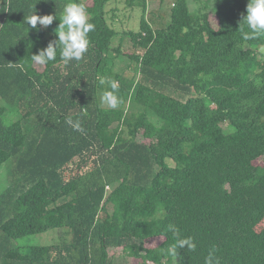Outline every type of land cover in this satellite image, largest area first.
Masks as SVG:
<instances>
[{
  "label": "trees",
  "instance_id": "1",
  "mask_svg": "<svg viewBox=\"0 0 264 264\" xmlns=\"http://www.w3.org/2000/svg\"><path fill=\"white\" fill-rule=\"evenodd\" d=\"M109 1L82 0L95 27L80 61L57 51L40 65L31 55L58 38L72 0H0V264H113L110 248L137 264H205L210 253L264 264V37L242 39L248 0H214L216 25L175 0L156 29L148 0H126L143 11L140 30L124 32L138 74L127 80L113 68ZM33 13L56 18L37 31ZM98 75L119 81L117 109L101 107ZM62 228L52 245L15 243ZM187 237L195 249L167 253Z\"/></svg>",
  "mask_w": 264,
  "mask_h": 264
},
{
  "label": "clouds",
  "instance_id": "2",
  "mask_svg": "<svg viewBox=\"0 0 264 264\" xmlns=\"http://www.w3.org/2000/svg\"><path fill=\"white\" fill-rule=\"evenodd\" d=\"M56 17L54 15H38L33 13L27 17V23L31 28L39 31L41 28H48ZM58 30L56 29L57 39L50 42L46 47L41 48L36 54L31 55V60L40 65L55 61L57 51L60 59L64 63L80 61L88 51L90 40L88 34L94 30V24L89 22L87 7L82 0H72L64 5L63 17L60 19ZM240 31L243 40H256L264 37V0H248L246 14L242 13ZM245 28L247 30H245ZM259 52L264 53V45L259 47ZM97 88L103 89L99 96L101 107L115 110L119 107L121 100L118 96L120 83L110 76H97ZM66 123L75 131L83 132L81 121L67 118ZM170 232L178 233L175 225H169ZM196 245L191 237L179 238L168 247L167 253L175 256L177 248L195 249ZM205 264H214L213 254L205 257ZM218 264V261H215Z\"/></svg>",
  "mask_w": 264,
  "mask_h": 264
},
{
  "label": "rangeland",
  "instance_id": "3",
  "mask_svg": "<svg viewBox=\"0 0 264 264\" xmlns=\"http://www.w3.org/2000/svg\"><path fill=\"white\" fill-rule=\"evenodd\" d=\"M87 4L91 5L92 0H83ZM175 0H148V12L146 14L147 19L156 29L161 25H166L170 22V11ZM191 11H206L210 13V20L214 25L217 23V18L213 14L214 0H188ZM106 18L109 24L115 28L119 34L113 39L112 47L119 48L121 53L113 51L114 56V70L125 74V79H129L131 75L138 77L135 73V63L132 62L127 56H123V53H132L133 47L127 36L124 35L125 31H139L141 25V18L143 11L140 7H128L126 0H110L106 4ZM261 59H264V53L260 55ZM118 96H121L119 91ZM15 119L16 117H12ZM226 127V126H224ZM228 129V127H226ZM141 141H147L146 138L140 137ZM256 163L264 165V156L257 159ZM7 173L4 169H0V191L7 186ZM66 230L54 229L41 234L31 235L24 238H20L15 241L19 246H43L52 245L58 243L66 235ZM66 238V237H65ZM161 242V239H155L149 243V246H155ZM109 254L113 258V264H137L138 259L131 257L122 248H110Z\"/></svg>",
  "mask_w": 264,
  "mask_h": 264
},
{
  "label": "crops",
  "instance_id": "4",
  "mask_svg": "<svg viewBox=\"0 0 264 264\" xmlns=\"http://www.w3.org/2000/svg\"><path fill=\"white\" fill-rule=\"evenodd\" d=\"M173 4V3H172Z\"/></svg>",
  "mask_w": 264,
  "mask_h": 264
}]
</instances>
